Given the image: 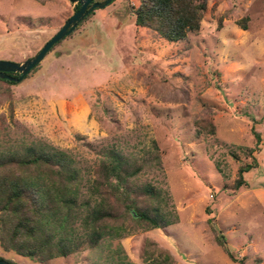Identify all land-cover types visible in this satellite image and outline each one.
Segmentation results:
<instances>
[{"label":"rangeland","instance_id":"obj_1","mask_svg":"<svg viewBox=\"0 0 264 264\" xmlns=\"http://www.w3.org/2000/svg\"><path fill=\"white\" fill-rule=\"evenodd\" d=\"M130 2L95 9L35 71L0 81V148L46 143L65 151L80 167L85 195L104 146L149 159L154 141L161 164L134 182L167 193L169 224L143 229L129 212L121 237L96 247L42 262L1 245L0 255L16 264H143L162 252L174 264H240L216 243L211 218L243 264H264V0H207L199 32L175 42L137 26ZM76 4L0 0V59L35 55ZM196 121L214 133L197 136ZM252 125L261 135L258 167L233 190L239 164L250 160L240 147L253 145Z\"/></svg>","mask_w":264,"mask_h":264},{"label":"trees","instance_id":"obj_2","mask_svg":"<svg viewBox=\"0 0 264 264\" xmlns=\"http://www.w3.org/2000/svg\"><path fill=\"white\" fill-rule=\"evenodd\" d=\"M78 7L79 3L75 10ZM129 9L137 26L150 28L161 38L175 42L185 40L189 33L199 32L207 0H136L129 3ZM93 14L94 10L76 28ZM244 20L239 24L246 28ZM37 68L38 65L29 73ZM8 75L18 76L13 72ZM0 81L15 83L1 78ZM203 130L214 133V125L196 121V135ZM251 132L253 145L240 147L250 160L239 164L237 177L231 185L233 190L246 186L244 173L258 167L253 153L260 148L261 135L253 125ZM153 149L151 158L137 159L113 143L104 146L92 166L87 193L82 195L80 167L65 151L46 143L22 149L13 145L0 148L1 247L42 262L67 256L81 248L96 247L104 239L121 237L125 231L122 223L127 216L131 217L129 212L135 215L131 217L134 223L143 229L166 227L169 224L165 217L168 214L165 210L167 193L152 183L134 182L145 167L161 164L159 148L154 141ZM231 155L239 159L236 152L231 151ZM210 221L211 218L208 222L218 246L230 260L243 264L244 259H238L230 251L225 235ZM0 258L15 263L1 255ZM119 264L134 263L125 259ZM143 264L174 262L169 254L160 252L157 256L149 254Z\"/></svg>","mask_w":264,"mask_h":264},{"label":"water","instance_id":"obj_3","mask_svg":"<svg viewBox=\"0 0 264 264\" xmlns=\"http://www.w3.org/2000/svg\"><path fill=\"white\" fill-rule=\"evenodd\" d=\"M79 3V7L64 21L63 25L56 33L47 40L41 49L32 57L24 61H12L8 59H0V78L10 81L19 82L27 75L32 68L37 66L46 53L56 43L64 39L73 32L78 24L93 10L106 6L111 0L92 1V0H71ZM9 72L18 73L19 76H10ZM0 264H15L6 259L0 258Z\"/></svg>","mask_w":264,"mask_h":264},{"label":"flooded vegetation","instance_id":"obj_4","mask_svg":"<svg viewBox=\"0 0 264 264\" xmlns=\"http://www.w3.org/2000/svg\"><path fill=\"white\" fill-rule=\"evenodd\" d=\"M18 76H19V74L18 73H16Z\"/></svg>","mask_w":264,"mask_h":264}]
</instances>
